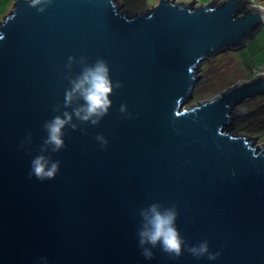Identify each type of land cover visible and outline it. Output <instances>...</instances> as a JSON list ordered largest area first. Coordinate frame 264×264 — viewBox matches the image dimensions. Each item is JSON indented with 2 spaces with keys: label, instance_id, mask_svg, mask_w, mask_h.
Here are the masks:
<instances>
[{
  "label": "water",
  "instance_id": "1",
  "mask_svg": "<svg viewBox=\"0 0 264 264\" xmlns=\"http://www.w3.org/2000/svg\"><path fill=\"white\" fill-rule=\"evenodd\" d=\"M123 6L15 0L0 23V264H264V146L229 132L234 110L264 96V75L186 108L200 66L246 46L264 26V7L160 0L133 15ZM81 57L105 59L123 87L98 126L74 117L79 129H66L67 147L52 153L60 172L40 181L29 176L31 161L53 109L66 110ZM155 202L175 204L182 235L221 255L172 259L157 247L145 259L139 211Z\"/></svg>",
  "mask_w": 264,
  "mask_h": 264
},
{
  "label": "clouds",
  "instance_id": "2",
  "mask_svg": "<svg viewBox=\"0 0 264 264\" xmlns=\"http://www.w3.org/2000/svg\"><path fill=\"white\" fill-rule=\"evenodd\" d=\"M28 2L35 8L45 2L54 4L55 0H28ZM38 10L41 13L46 11L45 8ZM76 62V56H69L66 69L71 70ZM79 63L84 67L77 76L69 79L71 87L65 91L63 103L66 110L61 113L58 106L53 109L59 114L45 121L46 138L40 146V154L31 161L29 176H34L40 181L55 179L60 172L61 162L54 160L52 153H59L67 147L66 129L69 127L72 130L79 129L80 125L74 122V117L82 124L98 126L113 107V100L110 97L116 94L117 89L123 87L121 81H113L111 68L105 59L98 58L94 63L89 64L86 57H81ZM74 101H82V103L73 107ZM119 111L131 115L126 104H121ZM96 140L103 147H107L108 140L104 135H97ZM26 142H32L31 134L21 146L23 147ZM139 215L141 223L137 231L138 245L145 259H153L155 255L153 249L157 247L172 259L181 257L185 251L196 258L207 257L209 260H216L221 255L219 252L210 251L208 240L193 245L182 235L177 225L179 211L175 204L165 206L159 202L151 203L141 208Z\"/></svg>",
  "mask_w": 264,
  "mask_h": 264
},
{
  "label": "rangeland",
  "instance_id": "3",
  "mask_svg": "<svg viewBox=\"0 0 264 264\" xmlns=\"http://www.w3.org/2000/svg\"><path fill=\"white\" fill-rule=\"evenodd\" d=\"M118 1L120 6L124 5V10L133 15L148 11L160 2V0ZM177 1L196 2L199 6L213 0ZM253 2L264 5V0H253ZM12 9L13 7L10 8L8 3L7 6L4 2L1 3L0 23ZM5 11L7 12L6 15ZM198 73L201 76L200 80L195 86L193 97L188 99L186 108H192L200 102L210 101L234 85H241L256 76L264 75V26L249 40L246 46L211 57L200 66ZM234 113L238 117L232 122L229 132L247 135L258 140V145L264 146V96L248 99L237 107Z\"/></svg>",
  "mask_w": 264,
  "mask_h": 264
},
{
  "label": "crops",
  "instance_id": "4",
  "mask_svg": "<svg viewBox=\"0 0 264 264\" xmlns=\"http://www.w3.org/2000/svg\"><path fill=\"white\" fill-rule=\"evenodd\" d=\"M157 1H159V0H157ZM2 2H4L5 3V5L7 6V3H8V5L10 6V8H12L13 7V3L15 2V0H0V6H1V3ZM256 4V3H255ZM256 5H259V6H263L264 7V5L263 4H261V3H259V4H256ZM3 12H4V10H3ZM6 11H5V15H6Z\"/></svg>",
  "mask_w": 264,
  "mask_h": 264
}]
</instances>
